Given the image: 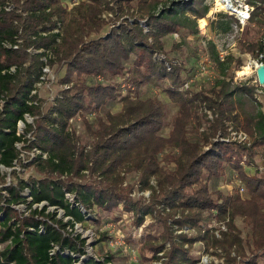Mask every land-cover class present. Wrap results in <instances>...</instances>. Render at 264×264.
I'll return each mask as SVG.
<instances>
[{
	"label": "trees",
	"instance_id": "1",
	"mask_svg": "<svg viewBox=\"0 0 264 264\" xmlns=\"http://www.w3.org/2000/svg\"><path fill=\"white\" fill-rule=\"evenodd\" d=\"M88 1L70 10L67 0H0V167H13L19 157L16 145L24 142L31 131L33 144L49 155L46 161L39 158L33 163L36 172L43 175L40 179L17 178L0 190V245L6 244L0 251V264H115L113 255L103 260L89 257L86 240L75 235L74 228L88 221L102 224L105 213L113 216L111 221L119 222L123 215L116 212L133 214L134 228L143 225L149 216L162 226L159 235H144L141 244L151 254L144 259L161 264H196L198 260L191 256V250L196 243H202L206 249L225 250L228 264H238L237 257H231L233 252L241 258L250 253L247 261L240 264H261L264 177H249L241 159L247 156L252 161L259 155L257 150L264 154V113L254 100V88L235 85L233 75L249 54L256 58L264 55V40H250L248 29L239 52L224 60L216 45L209 42L211 67L218 70L219 77L208 90L192 93V89H184L185 66L169 70L163 60L155 59V53H169L165 50L166 39L174 33L183 39H199V22L210 12L204 0H172L164 4L160 0H112L117 10L131 14L134 20L133 24L131 19L124 20L105 39L99 36L107 25L100 15L106 9L114 11V7L107 0ZM257 2L264 0L250 1L255 5ZM261 9L257 7L250 20L253 26L264 29ZM219 16L209 24L212 29L227 33L233 23L240 28L233 15L228 22L222 21L226 15ZM58 29L60 32H56ZM31 49L43 52L31 54ZM43 58L51 66L63 64L61 80L72 84L61 91L46 113L35 104L37 97L32 94L45 66ZM127 62L133 64L129 78L125 77ZM93 76L124 77L134 90L167 83L164 92L178 108L169 136L162 135L163 101L157 97L142 101L124 96L121 113L106 115L105 121L99 120L98 128L91 131L92 149H78L75 138L67 132L68 121L92 106L101 109L122 93L121 85L88 84L85 78ZM204 110L213 114L214 122L202 133V141L196 142L189 137L188 126L196 122L199 133L200 112ZM26 115L40 116L34 131ZM21 121L26 131L19 135ZM228 124L247 132L252 146L216 141L219 134H226ZM207 146L210 148L205 150ZM167 149L171 151L160 159ZM163 161L173 168L162 166ZM229 170L239 175L247 190L246 198L210 190L211 180L224 177ZM85 171L101 180L92 183L63 179L85 178ZM135 173L139 174L140 191L151 192L148 201L133 199V187H124L123 174ZM26 190L30 201L24 195ZM67 194L72 195V201ZM20 204H27L30 214L23 215L15 208ZM49 207L55 212H48ZM60 210L64 219L69 218L67 222L58 218ZM238 217L251 229L246 240L235 223ZM209 218L218 222L229 219L228 231L221 239L204 225ZM185 228L195 235L177 233ZM106 239L103 234L102 241ZM161 253L163 257H159Z\"/></svg>",
	"mask_w": 264,
	"mask_h": 264
},
{
	"label": "rangeland",
	"instance_id": "2",
	"mask_svg": "<svg viewBox=\"0 0 264 264\" xmlns=\"http://www.w3.org/2000/svg\"><path fill=\"white\" fill-rule=\"evenodd\" d=\"M79 2L75 5L71 4V0L69 4H66L68 9H73L74 7L80 4H89L88 0H78ZM164 3H168L172 0H160ZM221 1L224 0H204L203 4L210 8V12L205 19L200 20L199 22V39L197 40L195 37H188L183 39L180 34L174 33L172 36L166 39V49L169 53H163L159 51L155 53L156 60H163L169 70H171L172 66H181L184 65L187 69V73L184 75L187 78V84H185L184 89H189L192 93L208 90L212 85H215L216 80L219 77V72L217 69L211 67V60L208 52V43L213 42L217 50L220 54V58L224 60L228 55L239 52L240 42L245 38V31L250 29L251 32L248 38L253 41L264 40V29H259L257 26H253L251 20L246 22L245 24H240V28L237 27L235 23H233L232 28L227 33H222L219 30L212 29L211 25H209L213 20L219 19V14L226 15L227 18H222V21L228 22L230 21L229 16L231 14L225 11L221 5ZM249 1V2H248ZM251 0H239L241 3H249L251 7H253V12L257 7H261L264 11V2L257 4H251ZM107 3H110V7H114V11L105 10L100 18L107 23L105 25L104 30L99 34V36H103L105 39L110 30L119 27L123 21L126 19H131L130 21L133 24L134 18L131 14L126 12H121L117 10L115 4L112 0H107ZM163 4L159 7L162 8ZM252 12V13H253ZM133 13V11H132ZM137 14V13H136ZM145 21V20H144ZM142 21V27L145 30V33L148 32L145 22ZM56 32H60V30H56ZM96 37V36H94ZM152 44V39L149 40ZM173 45H178L179 48H172ZM17 48V46L15 47ZM31 54L42 53L43 50H29ZM167 54V55H166ZM256 57L249 54L247 58H245V63L240 67L234 70L233 75V83L235 85H246L248 87L254 88V100L256 104L260 107V110L264 113V89L260 88L259 84L256 82V75L250 74L243 78L238 76V72L242 70V67L247 66L250 60H254ZM250 59V60H249ZM45 62V66L42 70V75L40 78V82L36 84L35 90L33 91V95L37 97L36 105H41L42 113H46L48 109L52 105L55 104L58 97H60V93L63 90H66L72 86V84H64L61 80V77L64 74L65 68L58 65L51 66L47 58H43ZM126 72L125 77L129 78L132 74L133 64L132 62H127L125 64ZM64 68V69H63ZM205 68V69H204ZM14 70V69H13ZM129 71V72H128ZM122 78L115 77H102V76H93L87 79L88 84H96V83H104L106 85H121L122 93L121 95L115 99L104 105L101 109L95 110L92 106L91 108L79 112L76 116L71 118L67 123V132L71 134L75 138V144L78 149H82L85 152H88L92 149L94 139L91 135V131H95L99 124V120L105 121L106 115L113 114L117 115L121 113L122 110V97L129 96L132 100L140 99L145 101L149 98L157 97L161 101H163L165 105V126L162 130V135L168 137L170 132L174 127V120L177 115L178 108L173 105L164 89L167 83H162L158 87H154L150 84L143 85L140 89L134 90L133 87L129 86V84L123 80ZM118 79V80H117ZM118 81V82H117ZM28 123L31 124L32 130L34 131L38 121H40V116H31L27 119ZM200 122L202 124L199 133L196 131V127L198 124L196 122L191 123L188 126L190 135L189 137L196 142H201L203 139L202 133L207 131V128L210 126L212 122H214L213 114L204 110L200 112ZM21 130L24 133L26 131V126L21 125ZM233 132H242L247 135L248 140L246 142H240L237 139H234ZM26 140L19 144V156L21 155V161L26 163L21 164L19 170L14 169H5L1 171L0 178V190H2L5 186L15 183L17 178L20 179H40L43 175L39 172H36V166L33 165L36 159H41L42 161H46L49 158L48 153L41 151L38 147H36L33 142L35 140L33 132H27ZM216 141L221 140L228 143L236 142L241 145H244L248 148L252 146V138L251 136L243 131L242 129H236L232 124L226 125V134H219ZM34 148L41 151L42 154H39L34 159H31V155L35 153ZM210 146L205 147V150H208ZM171 150L167 149L164 154L161 155L160 159H162L166 154H168ZM259 155L252 159V161L244 156L241 159V166L244 169V172L252 178L256 177H264V154L261 150L256 151ZM45 154L46 156H43ZM162 166L172 169L173 166H169L166 162L163 161ZM85 178H75L64 176L63 179L71 182H93L95 180H101L100 177L94 176L90 173V171L83 172ZM82 175V176H83ZM124 177V187L130 186L133 187V192L131 193V197L133 199L143 198L145 200L150 199V191L142 192L138 186L139 174H123ZM206 177V175H204ZM152 185L156 186V182L152 179ZM210 190L212 192H221L224 195H234L239 194L240 196L246 198L247 190L242 183L239 175L236 173L233 174L230 170L227 174L222 178H213L209 183ZM25 197L30 201V196L28 190L24 192ZM70 196L71 194H67ZM72 196V195H71ZM73 199V197H71ZM45 205L39 206V208H43ZM17 210L23 215L30 214V210L28 209L27 204H20L15 206ZM37 208L34 206L33 209ZM48 212H55V209L52 207L48 208ZM117 215L122 217V220L119 222L111 221L112 215L105 213L102 214V224L95 223L93 221H88L83 224L76 225V232L82 236L83 239L86 240V251L89 257H93L96 259H101L107 255H113L115 257V264H161V262H153L149 259H144L145 255H151L149 252L143 248L141 244L144 235L148 233L159 235L162 232V226L160 223H156L149 216L146 218L143 225L139 227L133 226L134 217L133 214H121V212H116ZM57 215L59 219H64V213L62 211H57ZM208 216V214H206ZM68 219H64V222H67ZM228 223L229 219L225 221L218 222L217 220H211L210 218L204 222V225L208 226L214 231L215 236L218 239L222 238L223 233L228 231ZM237 227L242 232V237L246 240L250 235V227L242 218H237L235 221ZM186 233L189 236L195 235L193 230L188 228L183 229L182 231H178L177 233ZM103 234H105L108 239L102 241ZM136 238V240L134 239ZM6 244L0 245V251L5 248ZM169 245H167V248ZM164 253L159 254V257H163ZM228 253L223 251L222 249L210 248L206 249L204 244L196 243L192 250L191 256L194 259H197L198 262L196 264H228L226 256ZM250 253H247L246 258H241L242 256H237L235 252L232 253L231 257H237V263L244 261L246 262ZM261 264H264V260Z\"/></svg>",
	"mask_w": 264,
	"mask_h": 264
},
{
	"label": "built area",
	"instance_id": "3",
	"mask_svg": "<svg viewBox=\"0 0 264 264\" xmlns=\"http://www.w3.org/2000/svg\"><path fill=\"white\" fill-rule=\"evenodd\" d=\"M69 1L70 0H67L66 4H69ZM79 1L78 0H71V4L72 5H75L76 3H78ZM70 5V4H69ZM225 11L229 12L231 15H233L234 17H236L238 19V21L241 23V24H245L246 22H248L251 18V14L253 12V7H251L249 4L247 3H241L239 2V0H224V6L222 7ZM250 60V59H249ZM261 65H264V55L261 54L259 55L257 58H255L254 60H250V62L247 64V66H244L242 67V70L239 71L237 74L240 78H243L245 76H248L250 74H255L256 75V82L259 84L260 88H262V90L264 89V86L260 85L259 83V80H258V76H257V70L258 68L261 66ZM205 69V68H204ZM31 117L30 115H26V121L27 119ZM28 123V121H27ZM25 125L24 122H19L18 124V131H19V135L23 134L22 130H21V125ZM30 124V123H28ZM26 126V125H25ZM233 136H234V139H237L239 140L240 142H246L248 140V137L246 134L242 133V132H233L232 133ZM23 143V142H21ZM21 143H17V148L19 150V144ZM35 153H33L31 155V159H34L36 158L37 156H39V154H42L41 151H39L38 149L34 148ZM43 156H46L45 154H43ZM26 162L24 161H21V155L14 161L13 163V167L11 168H6L4 166H1V171L5 169H14L15 170H19L20 167H21V164H24ZM68 199L70 201H72L73 199H71V195L68 196ZM41 205H45V203L41 204ZM39 205V206H41ZM61 211V210H60ZM59 212V211H58ZM63 212V211H62ZM65 219H68L69 218H65ZM77 225V224H76ZM76 225H75V228H74V234H78L76 232ZM69 232H72L73 230L72 229H68Z\"/></svg>",
	"mask_w": 264,
	"mask_h": 264
},
{
	"label": "water",
	"instance_id": "4",
	"mask_svg": "<svg viewBox=\"0 0 264 264\" xmlns=\"http://www.w3.org/2000/svg\"><path fill=\"white\" fill-rule=\"evenodd\" d=\"M257 76L260 85L264 86V65H261L257 70Z\"/></svg>",
	"mask_w": 264,
	"mask_h": 264
},
{
	"label": "bare ground",
	"instance_id": "5",
	"mask_svg": "<svg viewBox=\"0 0 264 264\" xmlns=\"http://www.w3.org/2000/svg\"><path fill=\"white\" fill-rule=\"evenodd\" d=\"M220 3H221V5H224L223 1H221Z\"/></svg>",
	"mask_w": 264,
	"mask_h": 264
}]
</instances>
